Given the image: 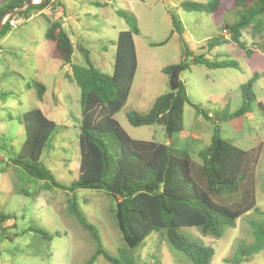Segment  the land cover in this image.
I'll return each mask as SVG.
<instances>
[{
    "label": "rangeland",
    "instance_id": "rangeland-1",
    "mask_svg": "<svg viewBox=\"0 0 264 264\" xmlns=\"http://www.w3.org/2000/svg\"><path fill=\"white\" fill-rule=\"evenodd\" d=\"M58 1L62 7L51 5L30 11L28 17H15L19 22L7 27L0 38V213L10 217L5 230L0 229V264H86L96 252L94 237L69 212L73 193L33 178L10 159L26 140L22 115L40 107L57 124L40 163L65 186L76 180L83 107L81 89L72 79V64L85 65V53L89 52L94 66L113 74L115 43L120 33L129 29L119 10L133 13L140 29L134 36L135 77L125 106L114 116L133 139L173 142V147L187 150L193 160L201 162L199 151L210 144L215 125L198 114L193 103L207 113H223L225 108L235 112L243 102L240 86L258 73L253 90L257 102L264 105V33H255L252 28L243 31L242 40L253 51L251 55L232 42L225 25L236 20L233 0H224L215 13L185 11L182 3L188 0ZM172 15L182 22L183 34L173 32ZM52 20L61 21L72 36V64L54 56L56 44L46 38ZM214 38L223 43L216 46L208 42ZM187 47L193 56L236 60L240 68H209L194 64L193 56L189 57L191 70L181 75L189 96L184 131L169 139L162 125L133 126L127 113H147L159 96L169 92V77L163 69L181 63ZM35 82L46 86L42 100ZM221 126L224 138L258 155V210L242 216L220 239L204 236L196 227H183L180 232L215 249L211 264H264V246L260 250L252 247L264 230V110L256 106L251 114ZM74 194L89 222L99 230L104 247L116 256L123 241L112 212L116 208L113 197L93 189H79ZM134 254L137 264H191L157 232ZM95 264L110 263L100 256Z\"/></svg>",
    "mask_w": 264,
    "mask_h": 264
},
{
    "label": "trees",
    "instance_id": "trees-1",
    "mask_svg": "<svg viewBox=\"0 0 264 264\" xmlns=\"http://www.w3.org/2000/svg\"><path fill=\"white\" fill-rule=\"evenodd\" d=\"M52 0L21 9L26 0H0V18L10 10H19L16 15L28 17L32 10L47 8ZM56 2V3H55ZM224 0L208 3L185 1L182 7L188 12L215 13ZM62 4L54 0L56 6ZM236 20L226 23L231 40L239 48L248 49L242 40L243 31L252 28L255 33H264V0H233ZM129 29L122 31L115 43L114 72H102L85 53L86 64H72L75 45L72 36L62 22L52 20L46 38L56 44L54 56L66 64H72V79L81 89L82 125L79 139V175L70 186L55 179L53 172L40 163L50 138L57 129L55 121L48 118L40 108L24 113L21 123L26 140L11 162L27 174L51 187L73 193L69 212L79 221L96 241V252L86 264H95L102 256L110 264H137L135 249L155 232L160 233L176 251L184 254L191 264H211L215 249L202 240H192L182 234L183 227H196L204 236L220 239L229 228L252 210H258L255 192V168L258 155L237 146L230 138L223 137L221 124L251 114L258 106L253 87L260 77L240 86L242 105L235 112L227 108L223 113H207L198 104H192L198 114L214 123L210 144L199 151L201 162L191 158L185 149L171 144L133 139L115 119V114L125 106L137 69V53L134 36L140 33L137 18L129 11L119 10ZM173 32L183 34L182 22L172 15ZM7 27L6 22L0 38ZM210 41V42H209ZM212 45L223 43L221 38L209 39ZM193 56L187 47L184 60L163 70L169 77V92L159 96L147 113L132 110L127 118L133 126L162 125L169 139L184 131V109L189 96L183 72L191 70L188 58ZM194 64L209 68H240L236 60H211L205 54L193 56ZM39 99L42 100L46 86L35 82ZM79 189H93L113 197L116 208L112 210L121 233L123 246L116 256L104 247L99 230L89 222L74 194ZM236 196V198H233ZM238 198V199H237ZM10 220L0 213V229ZM260 240L252 246L260 250L264 246V230Z\"/></svg>",
    "mask_w": 264,
    "mask_h": 264
},
{
    "label": "water",
    "instance_id": "water-1",
    "mask_svg": "<svg viewBox=\"0 0 264 264\" xmlns=\"http://www.w3.org/2000/svg\"><path fill=\"white\" fill-rule=\"evenodd\" d=\"M47 2V0H26L25 4L23 5V7L21 9H25L28 6H33V5H37V4H45ZM19 10H10L8 12H6L1 18H0V32L3 29L4 25H5V19L9 16H13L14 14H16Z\"/></svg>",
    "mask_w": 264,
    "mask_h": 264
},
{
    "label": "built area",
    "instance_id": "built-area-1",
    "mask_svg": "<svg viewBox=\"0 0 264 264\" xmlns=\"http://www.w3.org/2000/svg\"><path fill=\"white\" fill-rule=\"evenodd\" d=\"M54 0L51 1L49 7L53 4ZM6 22H9V24L14 27L16 26V24L19 22L15 17L13 16H9L7 19H6Z\"/></svg>",
    "mask_w": 264,
    "mask_h": 264
},
{
    "label": "crops",
    "instance_id": "crops-1",
    "mask_svg": "<svg viewBox=\"0 0 264 264\" xmlns=\"http://www.w3.org/2000/svg\"><path fill=\"white\" fill-rule=\"evenodd\" d=\"M74 42V41H73Z\"/></svg>",
    "mask_w": 264,
    "mask_h": 264
}]
</instances>
